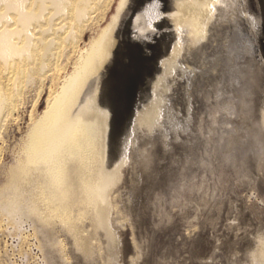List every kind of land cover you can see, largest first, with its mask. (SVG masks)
<instances>
[{
    "label": "rangeland",
    "instance_id": "rangeland-1",
    "mask_svg": "<svg viewBox=\"0 0 264 264\" xmlns=\"http://www.w3.org/2000/svg\"><path fill=\"white\" fill-rule=\"evenodd\" d=\"M137 1L114 0L83 34L56 83L22 88L16 119L0 141V187L30 142V115H42L50 90L60 93L64 77L76 73L71 63L84 55L80 50L94 47L69 90L84 115L101 93L107 186L116 205L110 229L119 236L111 263L247 264L264 236V0H217L210 26L191 50L187 10L206 0H172L169 29L158 21L168 0H147V9L144 2L136 8ZM112 53L116 63L105 78ZM142 153L149 158L146 169ZM0 221V256L3 249L9 253L0 264H45L28 223L21 225L26 237L19 243L10 222ZM55 232L63 255L54 256L87 264L70 237ZM99 235L98 242L109 244L111 235ZM91 258L88 264H105L98 254Z\"/></svg>",
    "mask_w": 264,
    "mask_h": 264
},
{
    "label": "bare ground",
    "instance_id": "bare-ground-1",
    "mask_svg": "<svg viewBox=\"0 0 264 264\" xmlns=\"http://www.w3.org/2000/svg\"><path fill=\"white\" fill-rule=\"evenodd\" d=\"M146 1L138 0L136 8L144 2V8L147 9ZM113 2L114 0H0V141L7 123L16 119L14 113L22 100V88L37 82L42 86L47 79L51 84L56 83L60 72L65 70L72 54L78 50L83 34L92 30L93 22L98 24L106 17ZM217 3V0H206L187 10L192 30L188 43L190 50L201 41V29H208L207 26H210L213 19L212 7ZM171 4L172 0H168L167 9L163 5L166 11L162 12L163 8L160 11L164 19L158 20L159 25H166L167 29L172 24L168 25L166 22L174 19ZM130 20L132 18H129L128 23ZM140 34L144 35L141 31ZM161 35L167 36L162 32ZM143 42L142 39L141 43ZM119 46L121 47L120 44ZM92 48L80 50L84 55H79L76 60L74 58L71 64L76 68V73L67 79L63 76L61 92L58 93L59 89L50 90L46 99L44 98L42 115H30V142L23 143L21 155L15 165L6 169L5 183L0 187V217L10 222L11 237L16 238L19 243L23 242L26 236H23L21 225L28 223L33 231L32 237L37 241L34 247L40 252L45 264H67L63 257L58 260L54 256L63 251L61 241L54 236L59 229L70 237L74 250L84 256L87 264L95 254L105 264H112L110 256L119 247V236L110 229L116 205L111 201L112 184L107 186L111 180L105 166L107 143L103 133L104 122L101 110L98 109L101 93L93 100L91 98L90 111L84 115L81 109L76 111V102H72L70 92V87L77 80L74 76L82 72L80 66ZM110 58L105 78L116 63L113 53ZM77 121L76 127H72ZM261 123L264 131V121ZM141 155L146 159L143 165L146 169L149 164L148 155ZM259 163H264V157ZM165 216L168 217L167 214ZM99 231L105 238L112 236L109 244L102 245L101 240L97 241L100 238ZM6 251L3 249L4 255L0 258L9 254ZM29 254L23 252L21 255L26 258ZM247 264H264V236L257 239Z\"/></svg>",
    "mask_w": 264,
    "mask_h": 264
}]
</instances>
